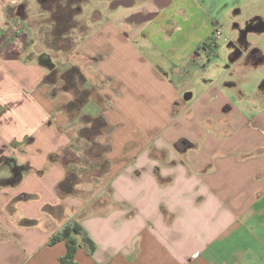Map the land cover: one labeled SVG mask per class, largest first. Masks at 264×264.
Here are the masks:
<instances>
[{
    "label": "crops",
    "instance_id": "crops-1",
    "mask_svg": "<svg viewBox=\"0 0 264 264\" xmlns=\"http://www.w3.org/2000/svg\"><path fill=\"white\" fill-rule=\"evenodd\" d=\"M63 4L0 0V264H62L71 220L77 264H264V80L243 110L201 79L213 29L173 0Z\"/></svg>",
    "mask_w": 264,
    "mask_h": 264
},
{
    "label": "rangeland",
    "instance_id": "rangeland-1",
    "mask_svg": "<svg viewBox=\"0 0 264 264\" xmlns=\"http://www.w3.org/2000/svg\"><path fill=\"white\" fill-rule=\"evenodd\" d=\"M66 2L67 0H62ZM89 1V0H88ZM183 5L173 0L170 6L171 13H175V18L178 22H183L185 15L190 17L192 23L197 26V36H202V31L206 27V23L210 29L215 27L221 29V34L215 38V58L210 65L200 71L202 77L217 79V86L225 92V94L235 102L238 108L246 110L245 105H240V95L253 97L257 91L256 85L264 80V62L262 64L252 63V58L246 61L239 58L237 61H230V56L237 55L239 51H245L242 46V37L247 43V48L255 47L264 54V0H182ZM92 3V0H90ZM88 5V4H87ZM85 8V7H84ZM205 21V27H201V22ZM191 23V24H192ZM84 24H77L80 28L78 32H86ZM207 29V27H206ZM75 33V32H74ZM213 30L209 35L210 41L213 36ZM50 39L48 43L52 42ZM73 48V47H72ZM72 48L69 49L71 52ZM52 58H59V54L55 51H49ZM57 56V57H56ZM59 56V57H58ZM61 58V57H60ZM59 63H56L58 65ZM231 66L232 71H229L225 66ZM237 65L235 68L233 66ZM250 66V67H249ZM257 67V68H256ZM202 69V68H201ZM249 69V71H248ZM251 78L252 82H238L240 79ZM228 82H232L228 83ZM103 164L105 163L102 162Z\"/></svg>",
    "mask_w": 264,
    "mask_h": 264
},
{
    "label": "trees",
    "instance_id": "trees-1",
    "mask_svg": "<svg viewBox=\"0 0 264 264\" xmlns=\"http://www.w3.org/2000/svg\"><path fill=\"white\" fill-rule=\"evenodd\" d=\"M213 48L209 45V42H204L199 49H203L205 56L209 57L213 54ZM50 61V59H49ZM49 67L54 68V65L51 63L49 64ZM55 71V70H54ZM88 92L81 91L78 93V99L80 102H84L88 98ZM90 136L89 138L85 137L81 131H79V135L82 137H85L88 141L92 142L93 147H100L104 151L109 150V146H101L94 142V139L97 135L101 134L102 131L105 129H108V127L105 125V122L102 118L97 117L92 120H90ZM88 129V128H86ZM66 184V181L62 182L59 187L62 188ZM24 224H32V221L25 220ZM57 241H64L66 244V252L65 254L60 258L62 264H77L75 261V252L79 246H83L85 250L90 253L94 249V244L91 241V239L88 237L87 233L81 227V225L75 221L71 220L67 224H65L59 231H57L51 238V243H55Z\"/></svg>",
    "mask_w": 264,
    "mask_h": 264
},
{
    "label": "flooded vegetation",
    "instance_id": "flooded-vegetation-1",
    "mask_svg": "<svg viewBox=\"0 0 264 264\" xmlns=\"http://www.w3.org/2000/svg\"><path fill=\"white\" fill-rule=\"evenodd\" d=\"M50 1H51V0H50ZM84 1H85V0H67L66 2H63V3H64L63 5H65V6H64V8H63V7H62V8H63V9H66V10L68 11V13H67L68 15L71 14V15L73 16V14L75 13V12H73V11H74V10H77V8L80 9V8H81L80 5H81ZM74 4H76V5H78V6H75V7H76L75 9H73V8L71 9V8H70V5H74ZM243 37H244V36H242V39H241V41L243 42V43H242V46H244V48L247 49V43H246L245 40H243V39H244ZM238 53L241 54V51H239ZM238 53H237V54H238ZM254 54H255V50H254V51L250 50V52H249L248 55H249V56H250V55H253V56H254Z\"/></svg>",
    "mask_w": 264,
    "mask_h": 264
},
{
    "label": "built area",
    "instance_id": "built-area-1",
    "mask_svg": "<svg viewBox=\"0 0 264 264\" xmlns=\"http://www.w3.org/2000/svg\"><path fill=\"white\" fill-rule=\"evenodd\" d=\"M11 22H12V23L10 24V28H11V30L13 31V33H17V32L20 30V24H19V22L16 21V20H12ZM212 34H213L212 37H214V38H211L210 41H209V45H210L211 47H213V46L215 45V38H218V37L220 36V34H221V29L215 27V28L213 29V33H212Z\"/></svg>",
    "mask_w": 264,
    "mask_h": 264
}]
</instances>
